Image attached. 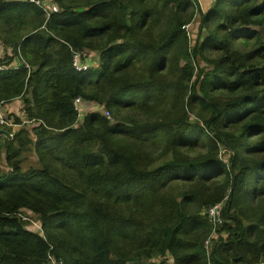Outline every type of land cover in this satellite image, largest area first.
<instances>
[{"label": "trees", "instance_id": "16d2710c", "mask_svg": "<svg viewBox=\"0 0 264 264\" xmlns=\"http://www.w3.org/2000/svg\"><path fill=\"white\" fill-rule=\"evenodd\" d=\"M53 1L44 19L0 0V107L22 103L16 132L0 126V264L264 261V0ZM84 50L99 67H73ZM77 97L115 122L79 116ZM30 147L38 164L23 170ZM223 201L207 249L205 211Z\"/></svg>", "mask_w": 264, "mask_h": 264}, {"label": "rangeland", "instance_id": "374dc122", "mask_svg": "<svg viewBox=\"0 0 264 264\" xmlns=\"http://www.w3.org/2000/svg\"><path fill=\"white\" fill-rule=\"evenodd\" d=\"M6 1H19V0H6ZM35 1H39L43 5H45L49 12L52 11L53 8L59 9V6L53 0H35ZM197 1L199 2L201 11L205 12V10L202 9V5H201L200 1L199 0H197ZM78 10H82V9L80 8ZM42 15H43L44 19L47 18V12H45L44 10L42 11ZM28 22H35V19L30 17V18H28ZM199 23H200V16H199L198 11H197L196 14L194 15L193 19L191 20V22L187 23L185 25V27H184V29H185L184 31H186L187 38L189 40L190 45H192L194 43V41H195V39H196V37L198 35L197 29H198ZM205 34H206V32L202 30L201 35L205 36ZM2 45H3V47L5 46V48H7L9 46V45H4V44H2ZM80 53L84 54L86 56V58L83 60V63H87V61H88L87 59H89L90 62H91L90 68L99 67V64L101 63V61H100L99 53L97 51L84 50V51H81ZM209 56L211 58L214 57V55H212V54H209ZM184 64H185V62H183V61L181 62L180 61V66H183ZM199 64H200L201 67L205 66V64L202 61H200ZM195 72H196V70H195ZM194 79H195V76H193L192 80H194ZM5 106L7 108H9V110H11L13 112H17L18 113V111H19V114H20L21 107L19 108V106H22V103H21V101L19 99L18 100L16 99V100L8 102V104H4V106L2 105V107L0 108V112L6 114L9 117L11 115H18V114H14L12 112L9 113L8 110L5 111V109H6ZM199 109H200L199 106L196 105L195 111H194L195 116L199 112ZM105 111H108V110H106L101 105H100V108L98 110H96L94 106H89V105L86 104V107L84 108L83 111L80 112V114H81V117H82L86 113L95 112V113H99L101 116H104L103 114H104ZM109 114H110L109 117H105V116L104 117L106 119H108L111 123L115 122V119L113 118V115H112L113 113L109 112ZM205 114L206 113L203 112V115H205ZM193 119L194 118H192V120ZM0 129H2V128H0ZM11 129H13L12 132L15 133L16 132L15 130L18 129V126L11 127ZM5 160H6V155H5L4 148L2 146H0V172H2V171L7 169V165H6ZM37 164L38 163H37V160H36V156L34 154V151H33L32 147H30L28 150H26V151H24L22 153L21 167H22L23 170H27L30 167H37ZM218 204H220L222 207H224V201L220 202ZM29 219H30V221L34 222V226H32V230L35 231V232L40 233V230H39V227H38V226H40V224L37 221L38 220L37 217L35 215H32V216L29 215ZM211 239H212V233L209 235L207 240H205V243L208 242V246H207L208 249L210 248ZM260 262H263V261H260ZM260 262L255 263V264H259Z\"/></svg>", "mask_w": 264, "mask_h": 264}, {"label": "built area", "instance_id": "2783aa9c", "mask_svg": "<svg viewBox=\"0 0 264 264\" xmlns=\"http://www.w3.org/2000/svg\"><path fill=\"white\" fill-rule=\"evenodd\" d=\"M24 1H29L31 3H34L42 11L44 10L45 12H47V18L50 16V14L52 12H57L58 11V9L53 8L52 11L49 12L47 10V7L45 5H43L41 2H39V1H35V0H24ZM78 53H76V52L73 53L72 65L77 71H84V70L86 71L87 69L90 68L91 62H90L89 59H87L88 60L87 63H83V60L86 58V56L84 54H81L80 52H78ZM26 67H28V66H26ZM10 68L11 69H16V68H18V65H16V66L13 65ZM7 69H8L7 67H5L4 65L0 64V71H4V70H7ZM81 105L83 106V101L79 97H77V98H75L73 100V106H74L75 110L78 111L79 116H80V112H81L79 106H81ZM99 108L100 107L95 108V109L98 110ZM103 115L105 117H109L110 114H109L108 111H105ZM0 126L16 127L15 125L12 124L11 120L9 119V117L6 114L1 113V112H0ZM222 208L223 207L220 204H215V205L209 207L205 211V215L208 218V220L211 223L212 228H213L212 229V238H214L213 232L215 231L216 227L219 226L222 223V217H221ZM18 216L23 221L28 222L27 228L30 231L35 232V231L32 230V226H34V222L30 221L28 215L23 214V213H19ZM38 227H39V230H40L39 234L42 235L41 226H38ZM35 233H38V232H35ZM207 246H208V242L205 243V247L206 248H207ZM46 264H63V263L60 260L54 259L53 256L48 255ZM259 264H264V261L259 263Z\"/></svg>", "mask_w": 264, "mask_h": 264}, {"label": "crops", "instance_id": "0c3cea01", "mask_svg": "<svg viewBox=\"0 0 264 264\" xmlns=\"http://www.w3.org/2000/svg\"><path fill=\"white\" fill-rule=\"evenodd\" d=\"M200 1V3H201V5H202V9L203 10H207L210 6H211V4H212V1L213 0H199ZM7 37H9V38H11L10 37V35H8ZM11 53V49L9 48V46L7 47V48H5V46L3 47V45L0 43V60L4 57V56H7V55H9ZM19 62H20V60H16L15 62H13L12 64H11V66H16V65H18L19 64ZM4 106V105H3ZM7 106V105H6ZM5 106V107H6ZM84 106H86V104H84ZM2 107V106H1ZM0 107V108H1ZM21 106H19V108H20ZM6 110H8V112L9 113H14V114H19V111H18V113L17 112H13V111H11V110H9V108H7L6 107V109H5V111Z\"/></svg>", "mask_w": 264, "mask_h": 264}, {"label": "water", "instance_id": "95a60500", "mask_svg": "<svg viewBox=\"0 0 264 264\" xmlns=\"http://www.w3.org/2000/svg\"><path fill=\"white\" fill-rule=\"evenodd\" d=\"M0 134L10 138V134H8V133H7L6 131H4V130H1V129H0Z\"/></svg>", "mask_w": 264, "mask_h": 264}]
</instances>
